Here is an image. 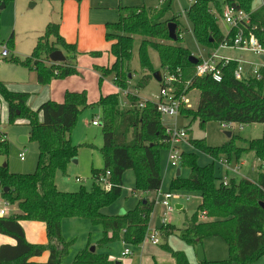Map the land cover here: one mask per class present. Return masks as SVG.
I'll return each instance as SVG.
<instances>
[{
  "label": "trees",
  "instance_id": "1",
  "mask_svg": "<svg viewBox=\"0 0 264 264\" xmlns=\"http://www.w3.org/2000/svg\"><path fill=\"white\" fill-rule=\"evenodd\" d=\"M171 2L160 0V6L154 9L117 6L118 19L105 24V38L110 43L109 53L114 59L108 67L96 66L101 75L112 74L113 84L127 89L137 42L141 70L135 85L137 90L154 79L156 71L161 73V81L158 82L161 87L164 72L177 75L179 70L177 89L188 83L187 92L198 91L196 107H182L181 116L198 119L201 126L209 120L264 123V80L235 79V62L222 69L219 82L210 76H196L195 64L188 60L191 51L181 44L182 30L176 16H172L177 25L176 39L168 36L167 23L171 18L165 15L171 8ZM251 2L193 0L186 9V16L196 42L210 52L235 35V29L224 34L218 24L217 14L227 3L249 13L250 21L244 34H253L264 45V3L252 10ZM12 38L10 35L6 41L9 49H13ZM56 49L63 52L65 61L52 62L49 59V54ZM151 51L158 56L157 66L152 62ZM77 53L75 44L68 43L60 34L59 23L49 21L37 37L30 55L12 56L11 61L35 72L38 83L48 84L52 79L77 73ZM93 54L99 56L101 53ZM0 95L7 105L8 122L23 120L29 126V139L38 145L33 172H11L7 164L0 165V196L17 208L15 213L0 217V233L15 240L14 244L0 245V264H35L33 258L44 252H48V257L43 264H120L110 257V245L123 241L133 252L146 237L155 200L147 198L144 202L140 199L133 208L119 214H106L103 209L122 195L123 174L127 170L133 171V191L156 192L161 188V151L168 145L165 126L155 104L146 101L139 108L137 93L127 96L130 107L126 108L121 107L118 93L101 95L97 101L89 103L84 92L67 90L61 102L46 100L36 109H31L26 104L29 94L8 89L1 79ZM87 107L100 109L102 128L99 151L103 168L93 169L92 177L95 180L99 173L109 170L112 186L104 190L95 180L90 189L80 187L76 191H62L56 186L55 175L57 171L65 174L67 165L77 156L80 145L71 141V131L80 111ZM237 138L231 134L225 144L211 146L204 139L192 138L188 132L187 142L193 150H182L180 161L181 169H188V174L185 177L182 174L174 176L170 180L169 191L200 196L196 210L181 229L183 238L195 244L206 237L221 238L229 252L223 262L257 264V260L262 258L264 264V209L259 204L264 202V130L260 137L248 140L245 147L236 146ZM249 150L259 161L257 180L229 177L223 184L222 177L215 172L216 160L221 156L230 159L232 154L238 160ZM196 151L207 155L211 162L199 164ZM0 155H8L5 133H0ZM202 213L206 219L199 220ZM69 218L84 219L90 225L100 227L101 233L94 241L88 238L85 245L67 260L76 241V238L67 240L63 236L62 223ZM22 220L43 222L47 241L42 244L28 242ZM159 229L167 233L174 230L169 224H161ZM91 246H94L93 251ZM170 251L179 264H186L181 252Z\"/></svg>",
  "mask_w": 264,
  "mask_h": 264
},
{
  "label": "rangeland",
  "instance_id": "2",
  "mask_svg": "<svg viewBox=\"0 0 264 264\" xmlns=\"http://www.w3.org/2000/svg\"><path fill=\"white\" fill-rule=\"evenodd\" d=\"M32 0H0V48L7 45L6 41L13 34V49H9L8 56L0 57V79L3 81L4 76H9L14 80L13 82L3 81L6 87L10 90L14 88H22L24 86H31V80L21 76L18 70H14L13 66L19 64L11 61L12 56L25 57L30 55L37 37L44 31L46 24L49 21H54L60 24V31L65 39L69 42L76 44L77 57L76 67L77 73L63 78H55L50 84L49 94L52 97L60 96L63 98L64 90L84 92L87 96L88 102L96 101L100 95L107 93H116L118 88L113 84V75H101L96 66H110L113 59L112 55L108 52L110 43L105 38V24L106 22H114L118 19L117 6H142L146 9H154L160 6V0H34L35 5L30 6ZM264 0H252L251 9L259 8ZM190 0H172L171 8L166 13V18L174 20L176 16L179 20V28L182 30L181 44L191 51V53H198V49L203 46L196 42L192 31L191 24L186 16V9L190 6ZM169 21V22H170ZM174 22V21H173ZM220 30H226V25L221 20L218 21ZM2 45V46H1ZM137 42L133 49V59L131 61L132 71H130V78L127 80V90L132 94H138L141 99L154 101L159 92V83L152 79L144 88L137 90L135 88L137 80L141 76V70L137 57ZM94 52H102L100 57L94 55ZM222 54L241 56L244 59L258 61V56L250 51H242L238 49L225 48L221 50ZM151 59L155 66L158 65V56L156 52L151 51ZM2 77V78H1ZM36 78V77H35ZM101 79V80H100ZM35 83V79L33 80ZM8 85V86H7ZM63 89V91L61 90ZM117 89V90H116ZM18 90V89H17ZM20 90V89H19ZM47 91V90H45ZM45 91L35 90L34 93L28 98V106H37L39 99L43 98ZM188 97L191 101V108H195L198 101V91L192 90L189 92ZM120 101L125 98L122 93H119ZM36 109V108H34ZM100 117V109L98 107H87L80 111L77 121L71 131V141L80 145L76 158L77 163L70 162L67 165L66 173L60 171L56 172L55 183L59 188H67L62 191H76L80 187L90 189L92 186L93 169H102L103 161L99 148L102 145V128L101 126L93 127L91 117ZM163 123L165 125H172L176 123L179 127H185L192 138L204 139L208 145L221 146L228 141L225 131H230L231 134L238 137L236 146L245 147L246 142L250 139L258 138L264 130V123H238L234 122L231 128H223L222 122L216 120H209L203 126L199 124V120H191L189 117L181 115L176 118L164 116ZM187 127V128H186ZM6 134L8 141V155H0V165L5 163L11 172L31 173L35 170L36 160L38 156V145L33 139H29V126L23 120L9 123L7 120V105L3 97L0 95V132ZM26 136L25 141H21V137ZM183 150H193L188 142H183L180 145ZM198 154V162L203 165L211 162V159L196 151ZM23 153L24 159H20V154ZM166 150L161 151V173L162 184L160 191H169L170 180L164 178V157ZM228 161V168L240 176L234 174L235 178L244 177L251 181L257 180L258 175V160L254 152L249 150L242 154L238 160L235 154H232L230 159L221 156ZM230 160V162H229ZM7 161V162H6ZM238 169H235L236 164H240ZM174 170L176 168H173ZM226 169L221 167L218 162H215V172L217 176H223ZM182 176H187L188 169H182ZM184 174V175H183ZM125 175V176H124ZM131 175V179L127 178ZM228 175H231L229 173ZM123 188L122 195L111 205L121 204L126 210L133 208L139 196L133 194L134 177L133 171L127 170L123 174ZM174 176V174L172 175ZM76 177L80 181H75ZM126 177V178H125ZM139 192V191H135ZM173 192V191H172ZM175 193V192H174ZM179 193V192H178ZM181 196L173 198L170 203L173 205V210L166 217V224H169L174 230L166 232L165 230L158 229L157 238L158 244L152 245L149 238H146L142 243L140 250L139 246L134 249L131 255H119L116 261L124 264L129 260V264H138L140 255L146 257L149 264H179L172 252H181L184 255L186 264H202L197 258V248L201 246L204 252L205 264H237L235 261L231 263L223 262L222 260L228 258V246L221 239L217 237L203 238L202 242L195 244L189 242L182 237V228L187 219L196 210L198 206L197 194L180 193ZM138 195V193H137ZM190 197L187 201L184 198ZM0 199L2 197L0 196ZM154 222L148 236L153 233L154 223L159 217L162 219L164 216V207L160 204L161 197L155 195L154 198ZM175 201L181 202L182 209L175 208ZM132 205H129L131 204ZM115 204V205H116ZM109 205V206H111ZM108 206V207H109ZM126 207V208H125ZM124 212V211H123ZM11 214V212H9ZM205 217H199V220H204ZM98 227V226H97ZM100 228V227H98ZM262 231L264 233V224ZM80 238L77 237V242L72 246L79 243ZM121 244L120 242H118ZM111 246L117 249L115 252L119 253L122 250V245L113 243ZM71 246V247H72ZM169 248L170 250H168ZM138 250V251H137ZM72 251V250H71ZM122 254V253H121ZM263 259L259 258L257 264H262ZM35 264H41L36 263ZM254 264V263H252Z\"/></svg>",
  "mask_w": 264,
  "mask_h": 264
},
{
  "label": "built area",
  "instance_id": "3",
  "mask_svg": "<svg viewBox=\"0 0 264 264\" xmlns=\"http://www.w3.org/2000/svg\"><path fill=\"white\" fill-rule=\"evenodd\" d=\"M162 1V0H161ZM193 0H190L192 2ZM219 20L224 24L228 25L229 30L235 29V35L229 39L224 40L218 47L210 52L202 53L198 52L193 54L197 58V63H195V75L198 77L210 76L213 80L219 82L222 80V69L231 62H235V67L233 69V75L235 79L243 80L248 78H254L256 80H264V60L260 59V55L264 54V45L258 41V39L251 33L247 36L244 34V29L249 24V13L243 9L236 8L233 5L225 3L220 13L217 14ZM2 46V45H1ZM238 49L242 51H250L258 56V61L244 59L242 57L233 58L226 55H222L219 51L220 49ZM9 54V49L7 45H3L0 48V57H6ZM192 54V53H191ZM180 71L177 70V75L169 72H164L162 75L163 85L159 87V92L154 101L156 111L161 115V120L164 116L170 118H176L180 115V109L182 107L191 108V101L188 97L189 92H187L188 83L183 84L182 89H177V84L180 82ZM119 93H122L125 100L120 101L121 107H130L127 101V96L131 94L127 89H120ZM149 101L146 99H141L138 102V107L142 108L145 102ZM163 123V121H162ZM234 122H222L223 128H231ZM92 125H100L99 116H94L91 120ZM166 139L168 147L166 149V165L167 167L177 168L180 166L181 152L182 149L180 145L183 142H187V130L185 127H179L176 123L172 125H165ZM20 159H24L23 153L20 155ZM216 162L219 163L221 167L227 170L228 161L220 157ZM110 172L106 170L99 173L96 177V182L104 189L109 190L112 183L109 179ZM227 176L225 174L222 176L223 184L227 182ZM76 181H80V178L76 177ZM157 196L161 197L160 204L164 207V216L160 219L161 224H166L167 215L173 210V205L170 201L173 198H178L181 196L178 192L165 191L162 192L157 190ZM11 204L8 203L3 198L0 199V217H5L10 215ZM201 217H204L203 213ZM146 238H149L151 244H158L157 232L154 231L151 235L146 234ZM144 239V240H145ZM124 248L122 255H131V249L123 242Z\"/></svg>",
  "mask_w": 264,
  "mask_h": 264
},
{
  "label": "crops",
  "instance_id": "4",
  "mask_svg": "<svg viewBox=\"0 0 264 264\" xmlns=\"http://www.w3.org/2000/svg\"><path fill=\"white\" fill-rule=\"evenodd\" d=\"M31 2H34V1H31ZM30 2V3H31ZM263 3H264V1H263ZM262 3V4H263ZM34 5H35V3H34ZM117 9V8H116ZM219 21V20H218ZM224 24V23H223ZM224 25H226V24H224ZM220 27V26H219ZM222 31V30H221ZM229 31V27H228V25H226V30L223 32L224 34H226L227 32ZM59 32H60V34L63 36V34H62V32L60 31V24H59ZM12 36H13V34H11ZM63 38L65 39V37L63 36ZM66 40V39H65ZM67 41V40H66ZM68 43H72V42H69V41H67ZM73 44H75V43H73ZM75 46H76V44H75ZM221 50L222 49H220V53H221ZM108 52H109V49H108ZM198 52H202V53H206L207 52V50H206V48L205 47H203L202 49H198ZM101 54L98 56V57H100L101 55H102V52H100ZM192 54H194V53H192ZM196 54V53H195ZM222 54V53H221ZM111 55V54H110ZM222 55H226V56H229V57H233V58H239V57H241V56H234V55H227V54H222ZM112 59H114L113 58V56H112ZM113 62V61H112ZM103 67H108V66H103ZM0 68H1V66H0ZM13 68H14V70H18L20 73H21V76H25V78L26 79H29V80H31L32 82V84H31V86H29V87H27V86H24L23 85V87L22 88H14V89H11V90H16V91H24V92H27L28 94H29V96H28V98L30 97V95L32 94V93H34L35 92V90H39V91H42V89L45 91V90H47V91H45V94H44V96H43V98H41V99H39V102H37L38 104H37V106H28V104H27V106L29 107V108H31V109H34V108H37L42 102H44V101H46V100H54V101H56V102H61L62 100H63V98H61V94L62 93H60L59 95L60 96H56V97H52L50 94H49V90H50V84L54 81V80H51L48 84H40V83H38L37 82V80H36V75H35V72H33V71H30V70H28L27 68H25V67H20V66H17V65H14L13 66ZM1 76V75H0ZM2 78V77H1ZM35 79V83L33 82V80ZM3 81L5 82V81H7V82H9V87H11L10 86V82H13L14 83V80L12 79V78H9V76H4L3 77ZM6 83V82H5ZM7 84V83H6ZM8 86V85H7ZM118 88V87H117ZM10 89V88H9ZM18 89V90H17ZM20 89V90H19ZM62 91H63V89H61ZM68 89H65L64 90V93H65V91H67ZM117 90V89H116ZM34 91V92H33ZM68 91H71V90H68ZM191 92V91H190ZM63 93V94H64ZM116 93H118L119 94V88H118V92H116ZM107 94H110V93H107ZM107 94H105V95H107ZM101 96V95H100ZM99 96V97H100ZM98 97V98H99ZM28 100V99H27ZM98 100V99H97ZM96 100V101H97ZM28 102V101H27ZM95 102V101H94ZM90 103V102H89ZM91 103H93L92 101H91ZM93 117H94V114L92 115V117H91V120L93 119ZM90 124H91V122H90ZM92 125V124H91ZM93 127H98V126H101V125H92ZM0 133H4V132H0ZM25 138H27L26 136H22L20 139H21V141H23ZM183 150V149H182ZM257 159V158H256ZM77 161H78V159L75 157V158H73L72 160H71V162H73V163H77ZM102 161H103V159H102ZM7 162V161H6ZM229 162H230V160H229ZM258 163H259V161H258ZM6 164V163H5ZM103 165V164H102ZM239 166H241V163L240 164H236V166H235V169H238L239 168ZM258 166V165H257ZM182 173V169H181V167H180V174ZM229 173H231L232 174V176L231 175H228ZM174 174V176H176V169L174 170L173 169V167H167V165H166V154H165V157H164V178L165 179H169V178H173L174 176H172ZM225 176H227V178H229V177H234V174H236V175H238V176H240L239 174H237V173H235L234 171H232V170H227V171H225ZM184 175V174H183ZM125 176V175H124ZM124 176H123V179H124ZM79 178V177H78ZM126 178V177H125ZM127 178H128V180H129V178L131 179V175H128L127 176ZM171 178V179H172ZM76 181V180H75ZM77 182V181H76ZM57 186V185H56ZM57 188L59 189V190H67L68 189V187L67 188H59L58 186H57ZM161 189V188H160ZM137 193H138V195H137ZM133 194L134 195H136V196H139V199L138 200H140V199H153L154 198V196L156 195V193L155 192H135V191H133ZM190 197H192V194H188ZM194 195H196V194H194ZM186 197V198H184L185 200H189L190 199V197ZM197 197H198V202L200 203V196L197 194ZM172 200V199H171ZM198 203V204H199ZM116 204V203H115ZM111 205V206H109V207H106L105 209H103V211H104V213H106V214H119V213H122L123 211H125V209L123 208V206L121 205V204H116V205ZM129 205H132V203L131 204H129ZM11 209H10V212H11V214H13V213H15L16 211H17V208H16V205H11ZM126 208V207H125ZM175 208L176 209H182L183 208V205L181 204V202H179V201H175ZM154 209V208H153ZM157 220H160V218L158 217L157 219H156V221H155V223H154V230H153V232L154 231H156L157 229H159L160 227H158V224H161L160 222H157ZM153 222H154V212L152 211V213H151V215H150V218H149V227H148V230H147V233H148V231L150 230V228L152 227V225H153ZM21 225H22V227H23V230H24V233H25V238H26V240L28 241V242H30V243H45L46 241H47V236H46V230H45V224L43 223V222H40V221H29V220H22L21 221ZM184 226V225H183ZM62 232H63V236L65 237V239H67V240H69V239H72V238H76V242H77V237H79L80 238V241H79V243H77V245L76 246H72L71 247V250H70V254L68 255V257H67V260H70L71 258H72V256L74 255V253L77 251V250H79V249H81L84 245H85V243H86V241L88 240V238H90L92 241H94L95 239H97L99 236H100V233H101V229L100 228H98L97 226H92V225H90L89 223H88V221H86V220H84V219H77V218H69V219H65L64 221H63V223H62ZM75 242V243H76ZM121 244H119L118 242H115L116 244H119V245H122V250L121 249H119V252H120V254L119 253H116L115 251L117 250V249H115V248H113V247H111V246H113L114 244H111L110 245V247H109V250H108V253H110V257L112 258V259H117L118 257H119V255H122L121 253H122V251H123V248H124V244H123V241H119ZM144 242V241H143ZM142 242V243H143ZM15 243V240L13 239V238H11L10 236H7V235H5V234H1L0 233V245H2V244H14ZM74 243V244H75ZM142 243L139 245V248H138V250H140V247H141V245H142ZM153 245V244H152ZM157 245V244H156ZM137 250V251H138ZM47 257H48V252H44L41 256H39V257H35V258H33V260L36 262V263H41V264H43L46 260H47ZM200 261V260H199ZM202 261V260H201ZM200 261V262H201ZM124 264H129V260L128 261H125V263ZM138 264H149L148 263V260H147V258L145 257L144 258V255H140V259H139V261H138Z\"/></svg>",
  "mask_w": 264,
  "mask_h": 264
},
{
  "label": "water",
  "instance_id": "5",
  "mask_svg": "<svg viewBox=\"0 0 264 264\" xmlns=\"http://www.w3.org/2000/svg\"><path fill=\"white\" fill-rule=\"evenodd\" d=\"M34 5V2H31L30 3V6H33ZM167 27H168V36L170 39L172 40H175L176 39V23L170 21L167 23ZM49 59L52 61V62H63L66 60L65 58V55L63 54V52L59 49H56L54 51H52L50 54H49ZM260 59L264 60V54L263 55H260ZM188 60L189 62L195 64L197 63V58L193 55V54H190L189 57H188ZM153 78L154 80H156L157 82H160L161 81V73L160 71H156L154 74H153ZM225 134L227 135V137L229 138L231 136V132L230 131H225ZM27 138H25L23 141H25ZM180 175V166H178L176 168V176H179ZM4 190H6L4 188ZM143 201L145 202L146 200L143 199ZM260 206L264 209V202H259ZM157 222H160V220H157ZM161 224H158V227H160ZM92 251L94 250V246H91L90 248ZM197 258L198 260H204L205 256H204V252H203V249L201 246H198L197 248Z\"/></svg>",
  "mask_w": 264,
  "mask_h": 264
}]
</instances>
